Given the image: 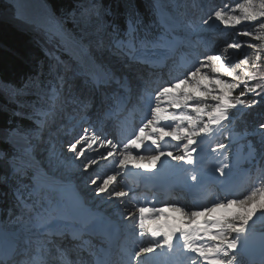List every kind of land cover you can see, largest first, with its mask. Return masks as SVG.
Masks as SVG:
<instances>
[{"label":"snow or ice","instance_id":"snow-or-ice-1","mask_svg":"<svg viewBox=\"0 0 264 264\" xmlns=\"http://www.w3.org/2000/svg\"><path fill=\"white\" fill-rule=\"evenodd\" d=\"M11 7L17 12L22 9L19 0ZM152 7L156 12L161 7L167 8L166 14L157 16L161 33L150 35L146 28L142 32L141 22L130 18L128 31L121 35L114 28L109 32V25L103 20L105 13L95 0L82 3L73 13V20L90 34L89 43L96 50L89 56L87 69L81 70L83 86L73 90V86L58 72L54 81L48 83L30 81L25 88L31 86L36 89L37 100L32 105L31 118L37 127L31 132L18 128L3 130L0 131V139L14 147H20L17 138L30 145L32 139L39 138L50 119L54 120L69 107L77 113H87L95 104L99 121H119L121 117L131 118L134 113L141 112V123L124 141L114 142L102 137L95 128L89 133L81 126V133L67 145L73 160L79 161L77 168L88 173L97 165V159L94 156L90 158L88 150L99 144L105 149V152L97 153L101 159L115 157L116 169L125 173L135 168L143 170L146 177L154 175L158 165L168 160L169 163L177 162L175 167L182 171L191 172V181L202 182L203 176L198 175L195 169L200 143L213 136L217 129L223 134L224 123H231L233 119L230 110L242 112L264 101V83H251L264 81V74H259L264 61V0H237L234 8L225 5L209 14L207 19H202V24L209 27L210 21L219 22L225 29H230L233 36L232 41L226 42L219 51L205 52L202 58L199 53L181 51L185 47H195L190 39L195 30L191 24L184 25L180 21L179 12L197 5L177 0L174 5L154 3ZM48 15L55 19L51 10H48ZM185 28L187 34L178 39ZM64 31L62 23L57 21L56 32L63 35ZM244 49L249 52H244ZM109 53L121 57L122 61L113 64L108 59ZM240 55L243 58H236ZM177 56L184 71L175 77L170 72L169 79L165 80L160 73L170 60L176 63ZM129 69L145 70L147 79L142 81L136 71ZM237 89L239 92L234 95ZM24 91L20 89L17 94L22 95ZM248 93L260 97V101L252 99L246 103ZM257 134L258 147L251 141L246 145V163L264 180V123L259 124L258 133H249L252 136ZM172 142H175L178 155L167 147ZM229 147L217 143L211 151H219L224 156V150ZM66 162V159L61 161ZM0 163L10 169V175L0 182L16 181L15 207L21 216L31 213L30 218L35 221L27 236L0 252V264H64L67 250L61 246L65 235L58 222L61 217L48 209L41 211L43 205L37 197L36 185L25 183L31 178L33 166L30 149L20 147L19 153L0 152ZM214 170L225 177L231 170V164L221 163ZM120 175L121 172L114 169L103 176H89L87 183L94 186V195H106L109 200L124 204L129 192L113 187ZM132 207L134 211L124 204L118 215L132 224L131 234L139 242L126 252L122 246H116L124 253L120 264H148L150 257L155 258L158 254L167 256L177 248L184 257L183 264H239L235 254L238 245L243 246L246 242L255 224L253 218L257 215L264 218V183L254 187L243 198L225 195L210 206L195 208L167 203L158 207L151 201H145ZM172 212L180 213L185 219L176 226L161 224L160 220L167 221ZM11 215L12 210H9ZM200 217L204 220L201 221ZM88 251L95 257L94 264H115L111 259L112 252L92 248ZM229 251L233 253L231 258Z\"/></svg>","mask_w":264,"mask_h":264},{"label":"bare ground","instance_id":"bare-ground-1","mask_svg":"<svg viewBox=\"0 0 264 264\" xmlns=\"http://www.w3.org/2000/svg\"><path fill=\"white\" fill-rule=\"evenodd\" d=\"M10 1L13 3V0H10ZM19 3L22 5L20 14L24 16L23 17L24 19L33 21L37 23L38 25H43L46 27H48L50 23L53 22V28L54 29L56 28L55 24H56V21H58V19H56V17L55 19H51L49 17L48 15L49 9L44 2H42L41 0H19ZM28 7H29V12H28ZM30 9H33L34 11L33 12L30 11ZM214 38H215V34H212V38L209 41V45L213 43ZM216 50H220V47L216 48L215 51ZM203 52L204 50L202 48H197L196 50V53L201 54V58H202ZM244 52H248V50L245 49ZM108 59L113 64L117 63L115 62L116 59L114 58L113 59L108 58ZM87 61L88 60L84 59L85 63H87ZM133 71H136V70L134 69ZM141 71L142 70H139L136 72H141ZM168 71H169L168 69L162 70L163 72L162 76L164 77L165 80L169 79V77L167 76ZM181 71L182 72L184 71L183 66L181 68ZM179 74L180 73H177L175 76ZM66 80L68 81V83H70L73 86V90H75L77 86H81V87L83 86L81 85L82 84L81 79L69 77V78H66ZM143 80L144 79H142V81ZM65 114H70V115L67 118H65L62 123H64L67 120L68 121L66 122L65 125H62L61 123V126L58 128V130L52 133L50 140H47L46 137L44 136L47 132L50 133V131L53 130L51 126L48 125L42 129L41 133L39 134L38 139L31 140L30 145L25 144L24 141H19L18 139H17V143L19 142L18 144H23L22 147H28L30 149L33 166L35 167L37 175H38V182L45 183L47 181H53L55 183L54 188L61 189L62 191L65 192V195L63 196V201H62L63 205L72 204L73 202H79V201L88 203L87 208L75 206L76 208H74L73 210H70V213L69 212L58 213L55 211L57 204L51 206L50 207L51 212L54 215H59L61 217V219L58 221L60 224L68 223L72 227H76L77 224H84L85 228H89V224L93 221H103L107 225L111 226V225H114L113 221L117 220L119 221V225L117 226L119 243L127 244V240H128L129 247L131 249L139 241L136 239L135 236L131 234L132 224H130L129 221L127 220H122L119 217L118 213L123 209L124 204H126L125 203L126 198H130L129 201L127 200L128 201L127 206L129 210L134 211L132 206L134 204H137L135 201L137 190L132 189L129 186L122 185L121 182L119 181L120 176H118L117 182L113 185V187L117 188L119 185H121L123 187L122 190L129 192V196L124 198V204H120L119 202H115L114 200H109L106 195L90 197L93 194L92 189L94 186L91 185L90 183H87V180L89 176L99 174L98 160H97V165H94L93 168L90 169L88 173H84L82 168L81 169L77 168V165H79V161L73 160L72 154L69 153L67 150V145H68V142L74 136H77L78 134L81 133V126H83V128H87L89 133H91L93 128H97L98 125L103 124L102 127H104V123L103 121L97 120V111H96V115L89 116L86 119L84 115L86 113H83V112L77 113L73 111L71 107L67 108L63 113L57 115L56 116L57 118L55 120H61L60 118H62V116H64ZM141 117H142V114H141ZM141 117H140L139 122L136 120L133 121L131 125L133 131H134V127H138L139 124L141 123ZM55 120H52V122H55ZM85 121H88V123H86ZM93 124L94 126H92ZM112 124H113V130L109 131V133L107 131L105 133L103 132L102 134H100L102 137H107L108 139H112L114 142H119V141H124L126 137H128L129 135L133 133V131L131 134L125 133L126 131L123 132V130L125 129V125L120 121L114 120ZM210 141H211V137H209L205 141V143L202 146H199L198 148V156H197L198 164L196 165L195 169L198 175L203 176L202 181H204V179L207 180L211 178L209 175H211L212 172H216L214 169L220 165V163L216 161V158L214 156L213 157L212 155L210 156V150H211V147L213 146L212 144H214V143H209ZM200 149H202V151H200ZM169 150H172L174 154H177V155L179 154V152L175 149L174 146L169 148ZM103 151H105V149L100 147L99 144H97L93 146L92 150H88V156L90 158L93 156L95 157L97 153H100ZM65 159L67 162L61 163V161H64ZM240 160H241V157L237 159L235 163L236 166L240 162ZM176 163L177 162L175 161L169 163L168 160H165L162 165H158L157 169L154 170V175L152 176H154L155 178H161V177L166 176L167 174H171V175H174L175 178L186 179L190 182H193L190 180V176L192 173L182 171L181 169L175 167ZM114 169L119 171V169H116V166H115V157H112V159L108 161V167L106 171L99 175L103 176L105 174L111 173ZM45 173L53 174L54 178L52 177L53 179H51L50 177L43 176V174ZM86 174H88V177L86 176ZM133 174L139 175V176L145 175L143 170H137L135 168H133ZM252 174H254V169L251 168L250 175ZM216 176L219 179H223V182H225L226 187H229V185L233 184V178L235 177L232 175V173H229L225 177H221L218 172H216ZM247 177L248 175H244V174L238 177L239 180L240 179L242 180L243 178L244 185L242 186L239 183L237 187L234 188L232 192V196H229V198H236V197L243 198V196L246 195L245 193H246L247 188H250L248 189L250 190L249 191L250 193L254 187H260L261 184L264 183V180H262L259 176L257 180L256 175L254 178L249 180V182H246V180L248 179ZM72 180L78 181V183L74 185L70 182ZM60 181H66V183L61 184ZM217 182H220V181H217ZM200 183H196V184H200ZM84 184H87L89 188L85 192V194L79 198L76 196V193L78 192V190L81 189V187ZM53 198H54V202L56 201V203H58V199L56 197H53ZM174 200L176 201V203L180 204V206L195 207V206L187 204L180 197H176L175 199L171 198L168 202L170 201L174 202ZM97 210H99L98 213H97ZM105 216H107L106 218L108 219H105ZM88 217L92 218L89 222L87 219ZM177 219H179L180 221H178ZM182 219H185V218H182L180 213L172 212V213H169V218L167 219V221H165L164 219H161L160 223L161 224L166 223L167 225L171 226V223L176 221L177 225H179ZM200 220L201 221L204 220V217H200ZM64 227L65 226H62L63 229ZM263 229L264 227L262 226L253 225V229L251 230V233L248 234L246 242L243 244V246L238 245L239 252L242 254L244 252H248L249 255H252L254 259L256 260L264 256V230ZM124 230L127 232L125 236L123 233ZM0 231L4 233L3 229H1V224H0ZM8 235L13 237L16 241L20 240V238L14 234L12 235L8 234ZM61 242L66 245V250H67L66 260L64 264H83L85 261H88V258H85L86 257L85 251L80 246L76 250H73L72 247L69 245L68 241L64 237L62 238ZM115 259H116V256L114 257V260Z\"/></svg>","mask_w":264,"mask_h":264},{"label":"rangeland","instance_id":"rangeland-1","mask_svg":"<svg viewBox=\"0 0 264 264\" xmlns=\"http://www.w3.org/2000/svg\"><path fill=\"white\" fill-rule=\"evenodd\" d=\"M3 1L7 5H9L10 8L14 11V18H16V19H18L24 23H28L30 25H33L38 29H41L43 31V34L45 35V37L47 38V40L51 44L57 43L56 45H54L55 53L51 50L50 54H52V55L47 54L49 60L50 61L52 60V63H50V65H48V69H47L46 73L42 74L41 77L39 75V79L35 80V82H41L42 81L44 83H48V82L54 81L55 75L58 72L60 75H63L65 77V79L69 78V77L81 79V82H82L81 85H83L84 84V77H83V75H81L82 66L80 65V63L83 65V68L85 67V65H88V63L84 62V59L89 60V56L94 54L96 50H95L94 45L89 43V41L91 39L90 34L88 32H85L84 29L80 25H78L77 23L74 22L73 13H75V11L65 13L63 16L64 18L61 19V21H59V20L58 21L60 23H62V25H63V28L65 30L64 34L65 33H68V34L73 33L71 30L67 29L66 25H65V22L71 23L70 27H73L74 29H76V31L80 34V37H81L80 39L81 40L84 39L86 41V45L83 44V42L81 40H79L80 43L76 42L74 49H77L78 47L83 48L84 51L82 52V54H80L81 52H78V54L68 53L70 55V58L65 59L64 55H62L61 53H67V51H66L67 48L72 50L68 46V45H71L70 43L68 44V42H70L72 40L71 36H70V38H67L66 36L58 34L56 32V28L55 29L53 28V22L50 23V25L48 27H46L43 25H38L37 23H35L33 21H29L27 19H24L23 18L24 16L21 15L20 12H17L15 8L11 7L12 5H14L17 2L16 0H13V3L10 0H3ZM150 1L154 2L155 4L162 5V6L174 5L177 2V0H150ZM84 2H86V0H83L82 3H84ZM182 2L187 4V5H192V4L197 5V7H188V8L181 9L179 12L180 21L184 25L191 24L192 28L195 30L194 33L190 34V39L193 42V44L195 45V47L182 48L181 49L182 52H190V53L196 54L197 48H202L204 50L203 53L207 52L208 54H212V53H215L216 51H219V50L215 51L216 48L220 47V49H221V47H223L226 42L232 41L233 36H232V32L230 29H225V27L222 24H220L219 22L213 23L212 21H210L211 27H209L208 25H203L202 19H207L209 14H211L212 12H214L215 10H217L219 8L224 7L225 5H227L229 8H234L237 0H182ZM240 2H242V0H240ZM44 3L47 5L48 9L51 10L48 6V3H46V2H44ZM95 3L105 13V15L103 16V20L107 23V25H109V32H111V30L113 28L116 31H118L121 35H123L124 33H126L128 31L129 21L127 23V29L125 31H123L122 28H120V27H115V25H111L112 23L108 18L110 15H112L111 13H109L111 7H109V6L103 7L102 0H95ZM30 11L33 12L34 10L30 9ZM28 12H29V7H28ZM166 13H167L166 7H161L158 12L155 11L154 19L148 23V26L144 25L145 24L144 20L138 14H136L134 17L129 16V18H137L141 22V31L143 32V30L146 28L148 30V32L150 33L151 31H154V26H155V23L157 22V16L162 15V14H166ZM55 17H57V15H55ZM46 18H47V16H46ZM56 19H58V17ZM56 23H57V21H56ZM237 27H239V26H237ZM179 31H181V30L178 29V32ZM159 33H161V32H159ZM184 34H187L186 28H185L184 32L181 33V36H179L177 38L178 39L182 38V36ZM212 34H215V38L213 39V43L211 45H209V41L212 38ZM240 39L243 40V39H247V38L240 37ZM64 41H67L65 49H64L63 44H62V43H65ZM205 45H206V47H205ZM58 48H60L61 51H59ZM73 51L74 50H72V52ZM248 52H249V50H248ZM108 58L116 59L115 62L122 61L121 57L119 58L118 56H116L112 53L108 54ZM178 58H179V56H178ZM236 58H243V56L240 55V56H237ZM80 60H81V62H80ZM178 62L179 63L177 64V68L180 69L182 67L180 59L178 60ZM261 64H262V70H261V73H259V74H264V61H262ZM54 68L56 69L55 72L52 71V69H54ZM129 70H134V69H129ZM181 72L182 71H180V73ZM136 73L143 75V72L142 73L136 72ZM251 83H252V85H255L257 83H264V81H252ZM27 84H29V82ZM2 87L5 90H9L10 95L14 98H16L15 95H18L17 94L18 90H20V89L25 90L24 94L21 95V100H24V101H20V103H18L19 104L18 105L19 106L18 114L20 116L23 113L28 114L27 118L29 121L33 122L34 126L30 130H24L23 127H19V126H18V129H20L21 131H28V132H31L32 130H34L37 127V125L31 117L33 114L32 105L37 100V96L35 95L36 89L34 87H31V86H29L28 88H25V86H24V87H20L18 90H16V88H14L12 86L5 85V84H3ZM236 92H239V89H237ZM248 95L249 96H255L253 93H248ZM259 99H260V97H259ZM17 101H19V100H17ZM21 103H23V104H21ZM69 115L70 114H65L64 116H62V118H60L61 120H55L57 118V117H55L54 118L55 122H52V120H49L48 125H50L53 130L50 131V133L47 132L44 135L47 140H50L52 133L58 130V128L61 126V123L63 122V120L65 118H67ZM84 115L86 118L91 116L90 113H86ZM137 117H140V115H137ZM109 120H111V119H109ZM109 120H104V121L106 122ZM132 120H133V117H131V119H130L127 116H124V117H121L119 121H123L125 124L126 122L132 121ZM67 121L62 123V125H65ZM112 122H113V120H111V122H106V126L110 130L113 129L111 126ZM233 123L237 124L235 119L232 120L231 123H228L226 126L223 127V134H221L220 129H217L216 133L213 135V137H214L213 139H215L216 137H220V136L222 138L227 137L229 139L228 145L230 147L227 148L226 150H224V156L228 157V159H225L224 156H221L219 151H217L216 153H213L210 150V156L211 155H212V157L214 156L216 158V161L220 164L221 163H230L231 164V170L229 171V173H232L233 176H236L237 174H236V164L235 163H236L238 158L241 157V159H242V156L240 153L241 147L238 149H234L231 146L237 139H242V138L239 137L238 135H236V133L234 131ZM92 126H94V124ZM77 130H79V129H77ZM95 130H99L102 133L103 132L105 133L107 131V130H104L103 127H101V125ZM123 132H125V130H123ZM102 133H100V134H102ZM125 133H127V132H125ZM255 136H256V142H254V144H257V141L259 139V135L257 134ZM17 139L19 141H24L23 139H20V138H17ZM213 139L211 138V141L209 143H214V144H212L213 145L212 147L214 148L217 145V139L216 140H213ZM10 145L13 149L12 153L13 152L19 153L20 147H22L23 144H19L20 147H14L13 144H11V143H10ZM173 146H174V142L167 145L168 148H171ZM212 147H211V149H212ZM257 147H258V144H257ZM103 152H105V151H103ZM103 152H100V153H103ZM95 158L98 160L99 174H102L103 172L106 171V169L108 167V161L111 160L112 157L108 158L107 160H104V159H101V157L97 154L95 156ZM237 169H238V166H237ZM250 169H251V167H250ZM30 171H31V178L25 182L29 183V184L34 183L36 185L37 197L39 198L41 204L43 205V208H41V211H43L44 209H48L49 211H51L50 207L55 205V204H57L55 211L58 213H66V212L70 213V210H73L76 207H83V208L88 207V203L82 202V201L73 202L72 204L63 205L62 201H63V196L65 195V192L62 191L61 189L54 188L55 183L53 181H47L45 183H39L38 182V175H37V172H36V169L34 166H32ZM119 171L122 173V170L119 169ZM242 174L248 175L247 172L241 173V175ZM255 175H256V179L258 180V174L256 173L255 170H254V174H252V176H250L249 179L254 178ZM43 176L50 177L51 179L54 178L53 174L45 173V174H43ZM86 176L88 177V174H86ZM119 181L121 182L122 185L124 184V179H123L122 174L120 175ZM60 182H61V184L66 183V181H60ZM70 182L74 185H76L78 183V181H75V180H72ZM88 188H89L88 185L84 184L81 187V189L78 190V192L76 193V196L80 198L81 196H83L85 194V192L88 190ZM122 188L123 187L121 185H119L116 189L122 190ZM248 189H250V188L246 189L245 194L249 193L250 190H248ZM95 196L96 195L92 194L90 197H95ZM53 197H56L58 199V203H56V201L54 202ZM139 197H140L139 195L135 196L136 203H138L137 201H139ZM127 200L129 201V198H126V200H125L126 204L128 203ZM216 200H217L216 197L212 198V200L210 201L208 206H210ZM13 202H14V206H15L16 205V197L13 198ZM107 206H108V204H107ZM37 207L39 208L40 205H37ZM98 212H99V210H97V213ZM30 217H31V213H28L24 216H21L20 211L15 207V209L12 211V215L10 218L4 219V220H2L0 218L1 229H3L4 231H8L10 234L19 235V236L21 235V233H24V232L29 233V230L33 229V225L35 223V221H33ZM89 218L90 217H88L87 219H89ZM106 219H108V218H106ZM253 219L255 220V224H253V225H258V226L264 225V218H260L257 215ZM177 220L180 221L179 219H177ZM176 225H177L176 221L171 223V226H176ZM253 225H252V229H253ZM262 227H264V226H262ZM123 233H124V235L127 234V232L125 230ZM250 233H251V231L249 232V234ZM124 249H125V251H127L128 249H130V247L128 245H125ZM229 254H230L229 258H231V255H233V253L231 251H229ZM235 254L237 255V259L239 261V264H252L250 259L248 260L249 255L245 256V254L240 253L239 250H237V252ZM242 258H243V260H242ZM115 263H117V257H116ZM258 263L264 264V261L258 262Z\"/></svg>","mask_w":264,"mask_h":264},{"label":"trees","instance_id":"trees-1","mask_svg":"<svg viewBox=\"0 0 264 264\" xmlns=\"http://www.w3.org/2000/svg\"><path fill=\"white\" fill-rule=\"evenodd\" d=\"M50 4L52 11L61 20L65 13L77 11L83 0H45ZM150 0H102L103 7H111L108 18L111 25L127 29L129 16L140 15L145 22V26L154 19ZM71 26V23L65 22ZM161 32L158 23H155L154 31L150 35ZM57 43L51 44L41 29L33 25L24 23L14 18V11L3 0H0V131L23 127L31 129L34 124L27 119V114H18L21 98H14L10 92L5 90L3 84L14 88L24 87L28 82L35 81L45 74L47 66L51 63L47 54L54 51ZM52 55V54H50ZM42 69V71H41ZM238 94L236 92L234 95ZM252 99L260 101L258 96L245 98L246 103ZM19 100V101H17ZM23 104V103H21ZM232 117L237 124L235 127L240 132L241 137L247 138L245 146L250 140L256 142V136L249 133L257 132L259 124L264 123V101L258 102L251 109L232 112ZM253 142V143H254ZM13 149L7 141L0 139V152L12 153ZM10 175V169L4 163H0V181ZM26 179L25 181H27ZM26 183V182H25ZM16 181L0 182V209L5 214V218H10L9 210L14 209L13 198Z\"/></svg>","mask_w":264,"mask_h":264},{"label":"water","instance_id":"water-1","mask_svg":"<svg viewBox=\"0 0 264 264\" xmlns=\"http://www.w3.org/2000/svg\"><path fill=\"white\" fill-rule=\"evenodd\" d=\"M50 7V6H49ZM50 9H51V7H50Z\"/></svg>","mask_w":264,"mask_h":264}]
</instances>
